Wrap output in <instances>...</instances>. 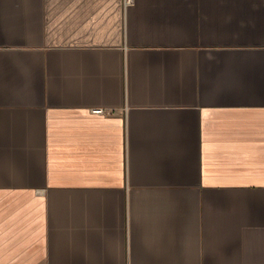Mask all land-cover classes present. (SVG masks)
<instances>
[{"label": "crops", "instance_id": "0c3cea01", "mask_svg": "<svg viewBox=\"0 0 264 264\" xmlns=\"http://www.w3.org/2000/svg\"><path fill=\"white\" fill-rule=\"evenodd\" d=\"M0 264H264V0H0Z\"/></svg>", "mask_w": 264, "mask_h": 264}, {"label": "built area", "instance_id": "2783aa9c", "mask_svg": "<svg viewBox=\"0 0 264 264\" xmlns=\"http://www.w3.org/2000/svg\"><path fill=\"white\" fill-rule=\"evenodd\" d=\"M132 2V0H124L125 5L130 4ZM93 112L95 113H105L106 111L102 108H96L93 109Z\"/></svg>", "mask_w": 264, "mask_h": 264}]
</instances>
